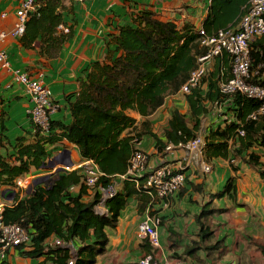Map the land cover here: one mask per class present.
Instances as JSON below:
<instances>
[{
	"label": "trees",
	"instance_id": "16d2710c",
	"mask_svg": "<svg viewBox=\"0 0 264 264\" xmlns=\"http://www.w3.org/2000/svg\"><path fill=\"white\" fill-rule=\"evenodd\" d=\"M61 1H42L26 21L20 38L26 47L39 40V52L48 59L58 57L62 45L72 34L70 28L66 33L60 29V26L66 27L60 12ZM252 1L210 0L200 27L203 35L189 22L178 26L174 21L158 19L150 10H141L130 24L120 26L115 34L109 35L106 61L88 65L85 78L79 81L78 91L66 97L71 122L50 120L47 135L31 124L34 130L31 141L17 139L11 152L7 153V160L0 153V195L3 199L9 198L8 203L3 204V222L25 228L30 236L29 245L16 247L20 256L45 257L53 264H67L69 250L50 248L47 244L48 239L57 238L76 246L74 264H95L108 244L106 229L116 227L120 212L130 198L137 201L138 213L147 211L150 218H155L152 214L156 211H152V206L160 200L142 188V179L131 177H126L120 190L105 202L107 214L97 213L94 206L99 194L93 191L90 201L82 200L88 189L78 168L63 170L49 184L35 185L33 191L20 197L15 190L16 180L44 166L47 146L62 140L74 144L83 160L90 159L95 163L104 174L97 184L107 186L116 176L125 174L136 144L143 136L152 138L154 155L163 158L167 146L184 145L197 137L201 120L209 114L210 106L225 105L231 118L211 127L204 135L205 162L224 161L233 173H237L238 163L242 162L264 178V114L258 113L262 102L239 92L221 93L220 83L232 77L229 54L224 52L215 57L212 68L200 83L183 95L187 113L172 110L161 137L152 132L148 120L167 96L180 92L198 66V59L206 54L207 48L200 44L202 37L235 28ZM263 40L264 35L249 44L250 65L246 82L264 87ZM130 113L139 115L142 120L138 122ZM239 131L243 135H239ZM236 180L237 176H228L219 191L208 194V200L194 215L196 240L190 241L184 253L197 264L208 260L215 262L226 252L224 239L215 238L212 223L213 216L224 210L216 208L213 202L224 197L235 202ZM74 186L79 188L76 195L70 191ZM190 188L195 193H203V184L192 182ZM184 191L181 189L179 196H183ZM167 232L169 249L176 250L182 236L171 228H167ZM147 248L148 253L153 252L151 246ZM198 251L204 252L205 256L198 257ZM261 252L264 255V249Z\"/></svg>",
	"mask_w": 264,
	"mask_h": 264
},
{
	"label": "crops",
	"instance_id": "0c3cea01",
	"mask_svg": "<svg viewBox=\"0 0 264 264\" xmlns=\"http://www.w3.org/2000/svg\"><path fill=\"white\" fill-rule=\"evenodd\" d=\"M19 1L0 0V33H10L12 30L16 22L15 12ZM209 1L86 0L80 3L62 0L60 12L66 24L64 28L67 31L70 28L72 34L62 45L58 57L53 59L45 58L40 54L39 40H34L30 47H26L20 41L21 37L16 39L8 34L0 44L7 53L10 65V70L0 67V142L2 145L0 153L3 158L7 160V153L11 152L17 139L25 138L31 141L30 135L33 132L27 113L31 102L24 90L14 81L11 71L19 70L32 78L42 79L50 89L52 101L56 107L50 119L69 124L72 119L66 97L78 91L79 81L85 78L88 65L95 61H106L109 35L115 34L120 26L130 24L133 16L144 9L156 14L160 20L174 21L178 26L189 22L195 28H200L207 15ZM60 29L63 31L61 26ZM262 43L264 44V40ZM212 63L213 61L208 65L209 70L212 68ZM72 100L71 97L70 101ZM177 103V101L165 99L164 104L148 117L152 132L159 137L167 127L172 110H179ZM129 115L138 122L142 120L135 113ZM153 146L154 141L148 135L143 136L136 145L146 153L149 160L151 159L152 166L159 160L176 163L180 158L181 154L178 151L167 153L160 158L154 155ZM46 151L45 165L38 170H31L22 178L25 179L26 184L28 180L34 182L41 179L38 176L47 178L51 175L53 180L54 176L60 173L57 172V168L60 167L61 161L73 170L77 169L83 160L77 147L66 140L47 146ZM66 151L68 158L63 157L62 154ZM238 164L237 173H233L226 162L213 160L211 172L202 175L206 176L205 181L195 178L191 171L193 169L187 171L188 178L195 184H204L203 187L211 186L212 188L218 186L211 193L219 191L228 176H237L236 201L232 202L224 197L213 202L216 208L224 210L223 213L213 216L212 223L215 225V238L224 239L226 252L221 259L215 262L208 260L204 264H264V255L261 252L264 249V178L242 162ZM120 188L121 186L119 190ZM183 190H185L183 196H179L180 190L166 201H159L152 206V211H156L152 214L156 221L153 218L151 220L157 224L156 232L160 245L158 249H155V255L161 264H197L184 253V248L196 238L194 215L200 211L202 204L208 198L205 192L195 193L188 186ZM70 191L76 195L79 188L74 186L70 188ZM91 195L92 193L88 191L82 200L90 201ZM6 199L0 195L2 203H8L9 200ZM146 217L147 211L138 213L137 201L130 198L126 208L120 212L116 227L106 229L108 244L104 253L97 257L95 264H137L138 260L148 253L147 246H150L138 236V226ZM167 228H171L176 234L182 236L180 247L176 250L169 249ZM52 241L53 239L47 241L50 247ZM76 249L73 245L69 250L70 256L71 251L76 253ZM196 255L203 258L205 253L198 251ZM5 264L53 263L45 260V257L38 259L22 257L19 251L15 250L8 256Z\"/></svg>",
	"mask_w": 264,
	"mask_h": 264
},
{
	"label": "built area",
	"instance_id": "2783aa9c",
	"mask_svg": "<svg viewBox=\"0 0 264 264\" xmlns=\"http://www.w3.org/2000/svg\"><path fill=\"white\" fill-rule=\"evenodd\" d=\"M42 1L44 0L19 1L15 12L16 22L10 33H0V44L8 34L16 39L22 37L26 21L37 11L39 3ZM71 1L82 3L86 0ZM61 28L67 32V29L63 26ZM198 30L201 35L204 34L201 28H198ZM262 35H264V0H253L247 13L240 19L235 28L220 30L210 37H202L200 44L207 48V52L198 59V66L191 72L189 79L180 88L179 93L181 95L188 94L190 89L200 83L202 77L206 75L209 63L215 57L225 52L231 56L232 77L227 82L220 83L221 93L232 95L239 92L249 98L260 100L262 106L258 113L264 114V87L246 82L249 77L250 65L249 44ZM0 67L10 70L7 53L1 46ZM11 73L13 74L14 81L24 90L25 95H27L31 102V107L27 110L31 123L38 127L41 133L47 135L49 133L51 114L56 111L50 89L40 78H32L27 73L19 70L11 71ZM251 117L255 118V115H251ZM238 133L239 135H243L242 131ZM203 147L204 137L200 135H197V137L184 145L179 144L177 147L169 145L165 149L166 152L178 151L181 154L180 158L176 163L159 160L154 166L151 165L146 153L136 147L129 159L125 174L116 176L107 186L97 184L99 179L104 177V174L98 170L92 160H82L77 168L81 170L82 181L88 191L92 194L93 191L98 192V201L94 209L97 213L103 215L104 213L107 214L105 202L118 192L121 183L126 177L142 179V188L148 189L150 194L154 195L161 202H164L185 186V170L194 168L202 174H209L212 167L204 160ZM63 170L69 171L71 168L66 166ZM22 178L16 180L15 188L21 195L22 191L24 192L25 186L31 188L30 181L26 184L25 179L23 180ZM138 183L136 181V186H138ZM31 191H33V187ZM3 206L0 203V264L6 263L9 253L14 251L16 247L29 245L30 243V236L25 228L16 224H5L3 222ZM156 225V222H153L147 215L138 226L139 238L145 240L152 247L153 252L145 254L138 260L137 264H161L155 255V249L160 247ZM72 246L70 242L65 243L54 238L50 248L65 247L70 250ZM75 259L76 253L71 251L67 264H74Z\"/></svg>",
	"mask_w": 264,
	"mask_h": 264
},
{
	"label": "rangeland",
	"instance_id": "374dc122",
	"mask_svg": "<svg viewBox=\"0 0 264 264\" xmlns=\"http://www.w3.org/2000/svg\"><path fill=\"white\" fill-rule=\"evenodd\" d=\"M167 100L177 101L178 102L177 103V108L179 110L183 111L184 113H187V106L185 104L183 95H181L180 93H178L177 95H173V96H170V95L167 96L166 97V101ZM209 109H210L209 114L207 116L203 117L202 120H201V127H200V131L198 132V135H200L202 137H204V135L207 133V130L210 129L211 127H213V126L221 123L225 119H230L231 118L230 114L226 112L225 105H222V106H219V105H217V106H210ZM210 166H211V164H210ZM191 171L194 174L195 178L202 179L204 181L206 180V176H202L204 174H202L200 172H199V174H197L198 171L196 169L193 168V170H191ZM44 177L45 176H38V178H41V184L42 185H47V184H49L52 181L51 175L50 176L48 175L47 178H44ZM38 178H36V179H38ZM29 181L30 180H28V182ZM190 183H192V181L187 176L185 186L190 187ZM30 185H31V188L32 187H35V185H33L32 180L30 181ZM37 185H39V184H37ZM203 186H204V184H203ZM217 187L218 186H215L214 188H212L211 186H205V187H203V192H205V194H206V196L208 198V194L211 193V191H213ZM31 188H27L25 186V188L23 189L24 192L22 191V195L20 194L21 196L20 195L19 196L22 197V196H24V194L29 193L31 191ZM8 199L9 198H7L6 200H8ZM0 203H2V200L0 201ZM2 204H4V203H2Z\"/></svg>",
	"mask_w": 264,
	"mask_h": 264
},
{
	"label": "water",
	"instance_id": "95a60500",
	"mask_svg": "<svg viewBox=\"0 0 264 264\" xmlns=\"http://www.w3.org/2000/svg\"><path fill=\"white\" fill-rule=\"evenodd\" d=\"M63 154V157H67L68 158V153H67V151L66 152H64V153H62ZM70 165V164H69ZM63 166H67V164L66 163H64V161H61L60 162V167H58L57 168V172H61V171H63ZM41 179H38V180H35L34 182H33V185H37V184H40L41 182ZM103 215H106V213H104Z\"/></svg>",
	"mask_w": 264,
	"mask_h": 264
}]
</instances>
